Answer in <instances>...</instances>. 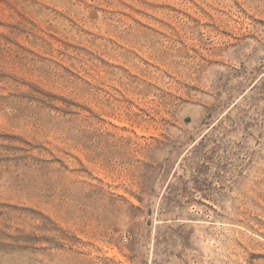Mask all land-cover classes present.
Returning <instances> with one entry per match:
<instances>
[{
  "label": "rangeland",
  "instance_id": "rangeland-1",
  "mask_svg": "<svg viewBox=\"0 0 264 264\" xmlns=\"http://www.w3.org/2000/svg\"><path fill=\"white\" fill-rule=\"evenodd\" d=\"M0 264H264V0H0Z\"/></svg>",
  "mask_w": 264,
  "mask_h": 264
}]
</instances>
